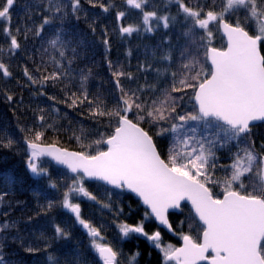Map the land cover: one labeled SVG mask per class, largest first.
Masks as SVG:
<instances>
[{"label":"snow or ice","instance_id":"snow-or-ice-1","mask_svg":"<svg viewBox=\"0 0 264 264\" xmlns=\"http://www.w3.org/2000/svg\"><path fill=\"white\" fill-rule=\"evenodd\" d=\"M17 6L0 0V101L23 105L7 87L15 80L47 106L32 109L31 123L15 110L14 124L0 123V148H24L35 200L30 210L18 201L21 216H13L8 198L23 181L4 178L0 264H25L20 253H43V264H89L75 227L87 236L91 264H139L138 250L126 255L119 246L133 238L149 241L159 264H264V0H27L14 22ZM109 18L121 38L143 32L160 41L155 64H138L139 75L106 55L105 87L79 61L98 29L110 52L100 23ZM30 39L43 41L39 59ZM68 109L91 124L73 128L68 120L77 150L59 139ZM128 193L143 209L133 223L120 219L118 201ZM82 203L112 222L86 218ZM41 220L51 234L40 229L37 239L30 226ZM106 228L116 229L114 239ZM161 229L178 242H165Z\"/></svg>","mask_w":264,"mask_h":264},{"label":"trees","instance_id":"trees-1","mask_svg":"<svg viewBox=\"0 0 264 264\" xmlns=\"http://www.w3.org/2000/svg\"><path fill=\"white\" fill-rule=\"evenodd\" d=\"M27 2V0H18V6L14 12V22L16 19H23L24 12L23 6ZM115 2L119 5L122 3V0H115ZM157 3H163V0H156ZM101 26H107L109 29V36L111 38V50L107 54L104 51L103 45L99 42V29L97 37H89L88 41L81 48V59L79 61V66L84 67L88 66L92 68L94 80L96 83H104L105 87H111L109 83L110 75L106 64V55L107 58L111 59L114 63L119 61L122 65L125 66L127 70H130L136 73V68L138 64L144 63L145 61L152 62L155 64L156 56L154 55L156 51V46L160 41L159 35L145 34L143 32L139 34H134L131 37L121 38L116 29V22L109 18L107 20L100 21ZM80 27L82 29H86L87 25L83 22H80ZM95 39L96 43L92 44L91 41ZM222 43L219 37H217L216 44L219 46ZM43 44V41L38 39H30L29 41V50L31 51L33 48H36L33 54L36 59H39V47ZM129 51H131V56L128 55ZM15 63L22 64L23 60L17 58ZM159 66V65H155ZM19 71V69H16ZM139 75V73H136ZM19 78V77H18ZM147 80L152 83L155 82V76L153 73L147 74ZM21 83H24V80H20ZM143 83V80L140 81ZM5 82L0 80V87H4ZM7 87L14 92L19 93L24 98L23 105L17 106L15 109L6 106L2 101H0V123L11 122L15 123V119L13 117V111L15 110L16 115L21 116V120L25 123H31L32 117V109H34L37 104L41 107L47 106L41 98L33 97L31 94V89L29 88H19L16 84L15 80L8 81ZM61 107V113L65 112V108L63 105ZM68 119L60 120V123L65 125V129L59 133V139L61 144L65 147H68L70 150H77L78 145L75 140L72 139V132L68 130V120L72 121L71 127H79L80 122L82 121L83 126L85 128H91L90 122L87 121L86 117H82L80 113L74 112L71 109L67 110ZM19 139V136L17 137ZM259 147V142L257 144ZM163 147V144L161 145ZM221 156V163H227L226 153H219ZM24 148L22 144L16 145L15 149L12 151L0 148V187L3 186L4 178L6 176H18L22 179V183L15 185L12 189L11 196L8 200L12 203L13 207L11 210V214L13 216L19 217L21 216L20 207L21 205L17 202H21L22 204L27 205V209L30 210L35 206V200L33 199V192L31 190L30 184L31 181L27 179L25 173L24 166ZM220 175V173H218ZM94 190V189H93ZM54 195V194H53ZM118 203L124 207L125 215L120 217L121 220H127L129 223H133L140 219L142 214V207L139 204V201L130 193L125 194L121 197ZM4 210V206H0V212ZM83 215L86 218L91 219L95 223H100L101 219L106 221L107 223L112 222V217L107 213H101L97 207L92 204L82 203ZM61 210L56 209L54 214H59ZM188 209L185 208L184 212L180 214L179 218L183 219L184 216L187 215ZM62 219L68 220L67 216H61ZM0 219H3L0 216ZM69 226H71V222H69ZM23 227V226H22ZM31 231L35 234V237L39 238V230L44 229L47 234H51L50 227H48L44 221L34 222L32 226H30ZM73 233L76 235L78 240L80 241L78 247L80 252L83 254L84 258L89 261L91 264L92 257L88 252L87 244L88 239L87 236L83 233V231L79 227H75L72 229ZM106 234L110 239H114L116 237V229L115 228H106ZM163 238L167 243H177V237H171L164 231ZM28 233L26 232L25 235ZM122 247L124 253L127 255L131 252L139 251V264H159L160 261V253L157 249L151 246L150 242L144 238L139 239H131L126 240L123 244L119 245ZM20 255L24 258L25 264H43L45 257L43 253L39 254L36 257H29L27 254L20 253Z\"/></svg>","mask_w":264,"mask_h":264},{"label":"flooded vegetation","instance_id":"flooded-vegetation-1","mask_svg":"<svg viewBox=\"0 0 264 264\" xmlns=\"http://www.w3.org/2000/svg\"><path fill=\"white\" fill-rule=\"evenodd\" d=\"M161 230L164 231L165 233H167L168 235H170L171 237H175V236L169 234L166 230H164V229H161Z\"/></svg>","mask_w":264,"mask_h":264},{"label":"water","instance_id":"water-1","mask_svg":"<svg viewBox=\"0 0 264 264\" xmlns=\"http://www.w3.org/2000/svg\"><path fill=\"white\" fill-rule=\"evenodd\" d=\"M131 194V193H130ZM137 200H138V198L135 196V194H132ZM165 230V229H164ZM167 231V230H166ZM169 233V232H168ZM169 234H171V233H169ZM172 235V234H171Z\"/></svg>","mask_w":264,"mask_h":264}]
</instances>
